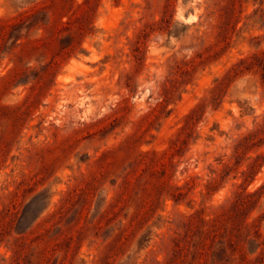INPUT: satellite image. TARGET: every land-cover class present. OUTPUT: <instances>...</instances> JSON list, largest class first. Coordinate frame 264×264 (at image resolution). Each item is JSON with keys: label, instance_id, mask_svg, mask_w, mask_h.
<instances>
[{"label": "rangeland", "instance_id": "obj_1", "mask_svg": "<svg viewBox=\"0 0 264 264\" xmlns=\"http://www.w3.org/2000/svg\"><path fill=\"white\" fill-rule=\"evenodd\" d=\"M241 254L264 264V0H0V264Z\"/></svg>", "mask_w": 264, "mask_h": 264}, {"label": "trees", "instance_id": "obj_2", "mask_svg": "<svg viewBox=\"0 0 264 264\" xmlns=\"http://www.w3.org/2000/svg\"><path fill=\"white\" fill-rule=\"evenodd\" d=\"M214 255V254H213ZM239 259H240V262L242 263V264H244V262L246 261V256L245 255H243V254H241L240 255V257H239Z\"/></svg>", "mask_w": 264, "mask_h": 264}]
</instances>
